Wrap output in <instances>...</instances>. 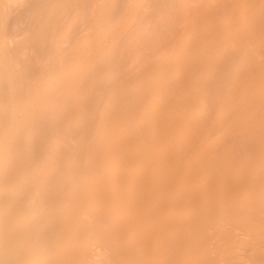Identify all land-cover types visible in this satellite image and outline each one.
I'll use <instances>...</instances> for the list:
<instances>
[{
    "label": "bare ground",
    "instance_id": "obj_1",
    "mask_svg": "<svg viewBox=\"0 0 264 264\" xmlns=\"http://www.w3.org/2000/svg\"><path fill=\"white\" fill-rule=\"evenodd\" d=\"M24 1L0 0V264H230L234 242L215 240L229 228L215 218L243 226L247 242L255 247V264H262L264 182L223 194L220 172L228 169L235 176L250 167L252 179L264 177V61L258 58L264 50L263 40L255 35L264 23L222 14L223 34L216 44L197 40L194 48L174 51L176 25H185L183 16L195 6L205 12L208 1L132 0L118 9V0L97 5L90 0H33L29 15H23L34 33L19 30L23 36L17 43L7 36L12 32L6 34V23L12 5ZM71 5L81 12L53 36V27ZM83 15L101 22L88 18L89 33L64 49L71 26L87 20ZM70 38L69 43L74 40ZM236 48L243 54L230 75L237 82L241 70L250 67V82L221 103L214 120L195 126L197 141L186 119L179 128H168L163 118L168 122L179 110L174 106L161 113L154 90L162 86L173 98L182 81L172 79L166 66L186 62L191 86L182 95L201 92L220 79V64ZM149 61L153 65L143 71ZM37 65L39 72L33 74ZM101 69L106 73L100 79ZM133 76L137 83L131 91L138 90L137 95L124 99L130 91L125 83ZM140 92L151 96L150 104L143 107L142 126L129 130L122 117L141 104ZM69 111L73 118L66 120ZM203 111L200 106L196 113ZM216 121L220 123L214 137L211 126ZM125 132L130 134L124 137ZM66 133L76 145L63 152L57 148ZM110 133L125 138L127 154L135 160L122 162L120 149L109 145ZM53 136V145H46ZM108 159L121 164L107 163ZM198 166L220 173L221 180L212 189L205 186L195 177ZM124 172L129 179H123ZM213 192L215 197L208 200ZM86 201L93 210L106 204V221L100 224L109 245L95 255L87 254L90 242L79 228L90 225L88 219L78 218ZM159 207L161 215L156 212ZM129 228L151 233L149 251L145 239L120 238ZM161 237L163 244L158 246ZM47 238L50 252L40 250ZM212 241L215 256L209 248ZM64 244L67 248L62 249ZM32 250L34 254L27 256Z\"/></svg>",
    "mask_w": 264,
    "mask_h": 264
},
{
    "label": "rangeland",
    "instance_id": "obj_2",
    "mask_svg": "<svg viewBox=\"0 0 264 264\" xmlns=\"http://www.w3.org/2000/svg\"><path fill=\"white\" fill-rule=\"evenodd\" d=\"M100 1L101 0H90L91 4L93 3L95 5L99 4ZM206 1H208V3H207V9L205 12L201 11L200 6H195L183 16L185 25H184V22L182 21L181 23L176 25L177 31L171 39L172 49H174V51H176L178 48L180 49V51L189 50L191 48H194L197 45L198 41L200 42V40H205V39H207L210 45L216 44L217 41L220 40L219 36L221 37V35L223 34L222 33L223 25L221 21L222 14H228L233 19H237L240 16L245 15L259 22L261 21L260 23H264V0H206ZM32 2L33 0H25L18 6L15 4H13L12 7L10 6L11 11L10 10L8 11L9 14H8L7 21L9 19V23L12 28L8 25L9 23L7 22L6 23V28H7L6 34H8L9 32H12L11 36L9 35L7 36L10 37V39H12L13 42H17V43L20 42L18 39L19 37H21L22 39L23 35L21 34H23V32H25L26 29L28 31V34L34 33L35 29H34L33 24H29V21H27L29 19H27L26 16L23 15L24 13L27 15L30 12ZM130 2H132V0H118L117 1L118 9L120 7H123L124 5H128ZM259 7L261 8L260 10H258ZM81 10L82 9L78 7L77 5H71L70 7H68L67 11L62 16L61 21L53 27L52 35L55 36V34H57L65 24L70 22V20L75 14L81 12ZM43 14H44V11L42 9L38 12L37 16L41 17ZM85 16H88V17H85ZM91 16L83 15V17H85V20L87 19L86 21L84 20L85 23L82 24L79 22H75L71 26V30L68 36L64 38L65 40H63L64 42H66L64 43L66 46L63 44V41H62V46H65L63 47L64 49L68 48L67 45L70 46L72 42L76 41L77 40L76 37L80 38L86 33L87 34L89 33L88 31L89 26L87 27V23L89 22L88 18L90 19ZM24 17L25 19H23ZM21 18L24 20L23 22L21 21L22 20ZM91 19L97 25L99 24V22H101L99 17H95V18L91 17ZM18 20L21 22H18ZM16 21L18 22V27H17ZM16 30L18 31L17 33H16ZM19 30H21V34ZM86 30L88 32H85ZM80 34L82 35L80 36ZM212 34H214L216 37ZM70 35H71V38H70ZM255 35L257 39L263 40V43H262L263 45H261V48L264 50V25L261 27H259V25L257 26ZM68 37L71 40L72 39L74 40H72L69 43ZM72 37H75L76 39ZM19 44L22 45V43H19ZM21 45H19L20 49L23 48V45L22 46ZM52 47L53 46L51 45V50H52ZM242 54H243L242 49L236 48L235 51L231 53L229 56H227L225 60L220 64V67H219L220 79L217 82L210 84V85H206L205 88L201 92H196V93L187 92V94L185 95L184 94L182 95V92L189 89V87L191 86L189 78H186V76H188L189 66L186 64V62L184 63L180 61L178 62L173 61L169 63L166 66V71L168 72L169 76L172 79L179 78V80L182 81L181 88L178 90H175L176 93H174L173 98L163 93L164 88L162 86L157 85L156 89L154 90V95H156L161 100L160 110H159L161 113H164L166 110L174 106L179 110L173 115L174 117H172V120L167 122V119L163 118V121L167 125V127L170 128L171 126H173V128H179L182 121L186 119L189 122L188 124L189 130H192L194 132V134H192V139L197 141L198 134L195 129V126L197 124H202L209 120H214L219 113L221 103L224 102L229 95L233 97L236 96L237 92L241 89V87L245 86L246 84L250 82L252 78V71H253L250 67H246L241 70V77H240V80L237 82L234 79H232V76L230 75V72H229L231 67H235L238 65V62ZM258 58L260 61H264V56L261 55ZM153 63H154L153 61L147 62L145 64L143 71L148 70L153 65ZM39 68H40L39 65H37L35 69H33L32 73L36 74L37 72H39ZM105 73L106 71L104 69L99 70L98 71L99 78L100 79L103 78ZM147 74H149V71L147 72ZM136 76H133L131 80L125 83L127 84L130 91L127 94H125L124 99H127L129 96H132V95H137L136 93L138 92V90L131 91V88L136 86V83H137ZM169 85L172 86V84H169ZM138 97H140L141 99L140 100L141 104L135 105L128 113L126 114L124 113V117H122L124 120V123H127V125L129 126V130L130 129L133 130V128L131 127H141L142 126L140 123L143 122V118H142L143 107L148 106L150 104L151 96L147 92H140V95H138ZM132 99L134 98L133 97L129 98V100H132ZM200 106H202L204 111L203 113L198 114L196 113V110ZM73 114H74L73 111H69L67 115L65 116V119L69 120L73 118ZM115 121L117 120L115 119ZM219 123L220 121H216L215 124H212L211 126L212 128L211 134L214 137L217 136V130H218ZM143 127H146V125ZM129 134H130L129 132H125L124 137H127ZM165 134L162 133V138L165 137ZM55 138H56L55 136L48 138L45 144L49 146L53 145V142H55L54 141ZM124 139H122L121 137H119V135L115 133H110L108 135L107 140L112 150L117 151L118 149H120L119 151L122 153L124 157L122 162L124 164H128L129 163L128 159L133 158V160H135V157L128 156L127 154L128 144H127V141ZM158 139L159 137H155L153 138L152 141L156 143ZM62 141L63 142H61L60 147H58L57 149L63 152L69 151L76 145V142L72 141V136L69 133H66L63 136ZM77 153H79L80 155L83 154V153L81 154V152H78V151ZM262 156L264 158V149L262 151ZM171 157H173V155H171ZM235 160L237 162L241 161V154L239 152L236 153ZM108 162H111L112 164L115 163L116 165L121 164L119 160L109 161L108 159L107 163ZM240 163H237V164H240ZM206 170H210V169H208L205 166H198L196 168V173H195L196 179H198L205 186H210V188L212 189L213 186L216 185L221 180L220 178V173H221V175L224 177L223 180L225 181L223 194H227L230 191H239V190H242L243 188L252 187L256 184L257 181L264 182V177H262V179H256V178L252 179V170L250 167H245L243 170L239 171L235 176H232V174L230 173L228 169H224L220 173L216 171H206ZM123 179H129L128 172H124ZM70 182H72L71 179H69L66 182L67 186L70 184ZM215 195L216 194L214 193L210 195L209 197H207L208 200L209 198L213 199ZM8 199H9V196L6 197V199H3V201H7ZM198 199H199V196H197V193H196L195 196L193 197V201L195 200V202H197ZM156 212H158V215H161L164 211L161 207H159L156 210ZM106 213L107 211H106L105 203L99 206V208L93 210L88 201H86L79 210L78 218L81 220L88 219V221L90 222V225L88 227L84 226L83 224L79 225V228L83 230V234L88 238L90 242V246L87 249L88 251L87 254L92 253L95 255L99 252H103L106 250V248L109 245V239L107 235L105 234V232L103 231L101 224H100L106 221V218H103L104 214ZM215 219L217 220V222L226 224L229 227L226 231L218 233L215 236V240L223 241L227 238L230 240H233L235 252H234L233 257L231 258L230 264H255L256 263L255 247L252 244V242H247L249 238L243 226L234 223V221L229 218H226V219L215 218ZM78 222L82 223V221H79V220ZM172 222L173 221H171L170 223L172 224ZM120 238L122 240H129L131 242H135L139 239H145V241L147 242L145 249L146 251H149L150 249L149 241L151 239V233L149 231L140 234L134 229L129 228L124 232V234L120 235ZM162 244H163V237H161L158 240L157 245L161 246ZM214 244H215V241H212L209 243V248H211L212 256H215L217 254ZM43 245L44 247L40 248V250L50 252L51 246H52L51 239L47 238L44 241ZM262 247L264 249V241L262 242ZM65 248L67 247L64 244L62 246V249H65ZM32 254H34L33 250L31 252L30 251L27 252V256L29 257ZM261 263L264 264V258H261Z\"/></svg>",
    "mask_w": 264,
    "mask_h": 264
}]
</instances>
